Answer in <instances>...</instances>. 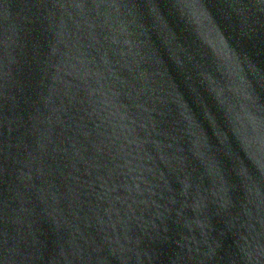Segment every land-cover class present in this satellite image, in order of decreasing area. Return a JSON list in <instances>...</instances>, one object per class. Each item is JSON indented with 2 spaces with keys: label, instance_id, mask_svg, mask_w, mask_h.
I'll return each instance as SVG.
<instances>
[{
  "label": "water",
  "instance_id": "water-1",
  "mask_svg": "<svg viewBox=\"0 0 264 264\" xmlns=\"http://www.w3.org/2000/svg\"><path fill=\"white\" fill-rule=\"evenodd\" d=\"M0 264H264V0H0Z\"/></svg>",
  "mask_w": 264,
  "mask_h": 264
}]
</instances>
